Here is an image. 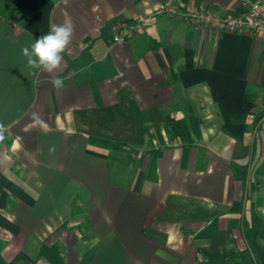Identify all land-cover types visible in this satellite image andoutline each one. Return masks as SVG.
Returning <instances> with one entry per match:
<instances>
[{"label": "crops", "instance_id": "crops-1", "mask_svg": "<svg viewBox=\"0 0 264 264\" xmlns=\"http://www.w3.org/2000/svg\"><path fill=\"white\" fill-rule=\"evenodd\" d=\"M201 10L241 15L0 0V264H264V41L187 18ZM65 15L62 68L33 74L21 49Z\"/></svg>", "mask_w": 264, "mask_h": 264}, {"label": "clouds", "instance_id": "clouds-1", "mask_svg": "<svg viewBox=\"0 0 264 264\" xmlns=\"http://www.w3.org/2000/svg\"><path fill=\"white\" fill-rule=\"evenodd\" d=\"M61 2L65 5L69 4V0H61ZM75 28L72 18L65 15L62 23L53 24L47 34L35 39L30 47L25 46L21 49L27 66L33 70V74L41 72L51 75L62 68L64 53L72 42ZM50 82L58 89L63 85V80L55 77ZM32 118L38 122L40 120L37 113H32ZM6 131L7 127L0 123V141L5 138Z\"/></svg>", "mask_w": 264, "mask_h": 264}, {"label": "built area", "instance_id": "built-area-1", "mask_svg": "<svg viewBox=\"0 0 264 264\" xmlns=\"http://www.w3.org/2000/svg\"><path fill=\"white\" fill-rule=\"evenodd\" d=\"M241 10L238 17L217 18L201 10L197 14L187 15V18L204 27H213L217 31L230 33H246L253 38L264 41V10L257 0H236ZM141 29V22L134 24H116L111 27L113 39L117 43H124L135 37ZM140 156V154H139ZM201 262V261H200Z\"/></svg>", "mask_w": 264, "mask_h": 264}]
</instances>
